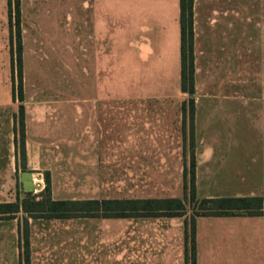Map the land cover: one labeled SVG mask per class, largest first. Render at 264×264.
Masks as SVG:
<instances>
[{"label": "rangeland", "instance_id": "1", "mask_svg": "<svg viewBox=\"0 0 264 264\" xmlns=\"http://www.w3.org/2000/svg\"><path fill=\"white\" fill-rule=\"evenodd\" d=\"M205 1L198 0V6L206 4ZM21 2L23 100L19 101L17 94L12 98L18 80L16 75L12 77L10 65L7 0H0V201H14L17 194L22 196L23 171H31L33 178L38 179L34 180L35 192L43 189L46 170L51 174L54 199L184 198L185 188L187 192L190 189L193 148L197 150L195 189L198 199L264 192V181L254 175L263 158L259 154L263 148L261 122H257L255 114L249 113L240 119L238 109L236 113L233 107L237 101L234 98L223 100L228 92L221 90H201L193 95L195 100L200 98L221 106L213 108L209 118L199 117L200 127L194 143L190 142L186 107L183 126L180 121H174L172 128L177 131L169 132V138L149 141L151 145L166 143V154H92L86 147L95 146V140L86 139L78 125L72 136L67 129L69 120L61 111L69 109L68 102L128 97L178 100L187 99L190 94L126 91L125 38L129 29L126 1ZM206 2L218 3L217 0ZM96 6L101 13L113 14V18L106 20L114 19L115 22L96 23ZM68 12L75 17H67ZM49 13H64L65 16L54 24L49 18H42ZM95 71L104 80L113 79L116 90L85 89L82 74ZM230 94L236 96L237 92ZM20 104L25 109V170L15 156L13 131L12 115ZM147 141L136 139L135 144ZM120 142L125 144V140ZM184 201L185 214L172 218H30L31 264H186L184 219L192 214L193 203L187 197ZM196 218V264H264L258 261L262 258L263 251L258 247L264 241L263 236L244 232L245 227L254 230L256 225L243 224L240 219L229 217ZM18 220L0 219V264H21Z\"/></svg>", "mask_w": 264, "mask_h": 264}, {"label": "crops", "instance_id": "2", "mask_svg": "<svg viewBox=\"0 0 264 264\" xmlns=\"http://www.w3.org/2000/svg\"><path fill=\"white\" fill-rule=\"evenodd\" d=\"M122 1H126V21L129 28L125 38L127 43L126 91H176L181 95L186 94L180 88L179 0ZM197 1L194 0L193 4L194 92L190 94L194 101L193 143L196 133L199 132V117H210L213 108L221 107L217 105V102L201 101L200 98L195 100V93L201 90L228 92L222 99L234 98L237 101L233 107L235 112L238 109L240 119L244 114L249 113L255 114L254 118L257 122H261L263 148L259 154L263 158L262 165L254 175L264 181V0H217L218 3L215 4L206 2L213 0H206V4L201 6H198ZM21 6L22 2L20 3V18L22 19ZM53 10L56 11V9ZM95 12L94 21L96 23H103L108 21L106 20L108 17H114L111 13H101L99 6H96ZM6 14L8 19V9H6ZM61 14L49 13L42 18H49L52 23L57 24L65 16L64 13ZM66 16L70 19L75 17L69 12ZM79 16L82 19V15ZM112 21L115 22L111 19L108 24H112ZM139 28L142 30L140 31ZM129 32L132 33L129 34ZM216 74L219 77H216ZM100 77L97 71L82 74L84 88L96 91L116 90L113 86V79L104 80ZM92 84L93 86H90ZM231 91H236L237 95L232 96ZM188 99L128 97L74 100L68 102L70 104L67 103L66 106L69 109L62 110L61 114L69 120L67 129L71 132V136L78 125L86 139L95 140V146L86 147V149H91L95 156L121 154L134 156L152 153L163 155L167 153L166 143L163 145L158 142L151 145L149 141L165 140L169 138L167 135L169 132L177 131L176 128H172V124L174 121H180L181 125L183 124V103H187ZM224 107H226L225 102ZM226 111H230L228 107ZM187 116H189L188 113ZM136 139L148 141L142 142V145L140 143L136 145ZM120 140H125V144ZM191 152L194 153L195 159L196 186L197 150L193 148ZM249 169L252 168L249 167ZM242 196H264V192ZM221 217L240 219L243 224L256 225L254 230L245 227L244 232L262 235L264 239V214ZM149 218L151 217L139 219ZM258 248L263 251L260 254L262 258L258 261L264 263V241Z\"/></svg>", "mask_w": 264, "mask_h": 264}, {"label": "trees", "instance_id": "3", "mask_svg": "<svg viewBox=\"0 0 264 264\" xmlns=\"http://www.w3.org/2000/svg\"><path fill=\"white\" fill-rule=\"evenodd\" d=\"M21 0H7L10 30V52L12 77L16 75L18 88L12 90V98L17 94L23 100L22 35L20 18ZM194 0H179L180 27V88L186 93L194 92ZM15 38V45H14ZM188 106L193 143L194 101L189 97L183 103L184 115ZM15 156L26 169V126L25 109L20 104L13 113ZM45 185L38 192H26L21 188L14 201H0V219L18 218L21 264H31L29 219L62 218H148L179 217L185 214L187 197L193 203V212L184 219L185 263L196 264V217L198 216H259L264 214V196H218L196 197L195 159L190 154V189L185 188L184 198L167 197H124L89 199H54L51 190L50 172H44ZM20 215V216H18Z\"/></svg>", "mask_w": 264, "mask_h": 264}, {"label": "water", "instance_id": "4", "mask_svg": "<svg viewBox=\"0 0 264 264\" xmlns=\"http://www.w3.org/2000/svg\"><path fill=\"white\" fill-rule=\"evenodd\" d=\"M21 181L24 191L35 192V183H34L33 173L31 171L21 172Z\"/></svg>", "mask_w": 264, "mask_h": 264}, {"label": "bare ground", "instance_id": "5", "mask_svg": "<svg viewBox=\"0 0 264 264\" xmlns=\"http://www.w3.org/2000/svg\"><path fill=\"white\" fill-rule=\"evenodd\" d=\"M35 181H37L38 179L34 178Z\"/></svg>", "mask_w": 264, "mask_h": 264}]
</instances>
